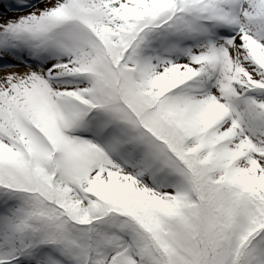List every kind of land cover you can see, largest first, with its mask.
<instances>
[{
	"label": "snow or ice",
	"instance_id": "6c2138e0",
	"mask_svg": "<svg viewBox=\"0 0 264 264\" xmlns=\"http://www.w3.org/2000/svg\"><path fill=\"white\" fill-rule=\"evenodd\" d=\"M0 4V264H264V0Z\"/></svg>",
	"mask_w": 264,
	"mask_h": 264
},
{
	"label": "rangeland",
	"instance_id": "374dc122",
	"mask_svg": "<svg viewBox=\"0 0 264 264\" xmlns=\"http://www.w3.org/2000/svg\"><path fill=\"white\" fill-rule=\"evenodd\" d=\"M6 9L3 7V4H0V12H4ZM17 13L16 12H8L9 16H15Z\"/></svg>",
	"mask_w": 264,
	"mask_h": 264
}]
</instances>
